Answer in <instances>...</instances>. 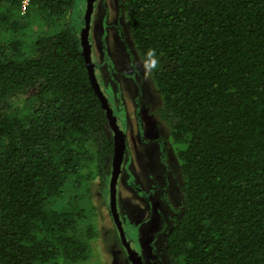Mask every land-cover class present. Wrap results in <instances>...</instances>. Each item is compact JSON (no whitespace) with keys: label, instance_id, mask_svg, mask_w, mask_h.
Returning <instances> with one entry per match:
<instances>
[{"label":"trees","instance_id":"trees-1","mask_svg":"<svg viewBox=\"0 0 264 264\" xmlns=\"http://www.w3.org/2000/svg\"><path fill=\"white\" fill-rule=\"evenodd\" d=\"M24 1L0 0V264H84L98 235L91 185L112 174L110 120L77 0L22 13ZM123 4L183 178L168 256L264 264V0Z\"/></svg>","mask_w":264,"mask_h":264},{"label":"rangeland","instance_id":"rangeland-1","mask_svg":"<svg viewBox=\"0 0 264 264\" xmlns=\"http://www.w3.org/2000/svg\"><path fill=\"white\" fill-rule=\"evenodd\" d=\"M123 1L96 0L90 34L98 72L114 91L115 105L125 108L128 151L118 183V210L135 252L144 256L146 264H173L166 250L165 225L159 220L165 216L175 219L178 208L184 205L183 178L172 149L167 151L161 146V140L170 144L167 126L156 112L162 100L146 62L133 44L130 27L120 10ZM77 4L82 12L86 11L87 0H77ZM36 15L31 17L34 21ZM120 69L128 77L136 76L141 88L135 86L134 79L121 76ZM103 89L112 96L111 89ZM108 183L97 177L91 185L98 235L84 264H130L111 213L109 189L104 193ZM91 215H95L94 210Z\"/></svg>","mask_w":264,"mask_h":264},{"label":"water","instance_id":"water-1","mask_svg":"<svg viewBox=\"0 0 264 264\" xmlns=\"http://www.w3.org/2000/svg\"><path fill=\"white\" fill-rule=\"evenodd\" d=\"M96 0H87V6L85 11V25L81 31V42L83 45V53L86 60L87 69L90 74L92 84L94 85L97 94L99 95L101 102L106 109L107 115L110 120V124L114 131V144H115V154L113 158V168L110 178L109 191H110V206L113 219L116 223V226L119 231V235L122 243L125 246V249L129 255L133 264H144L142 257L138 256L133 247L131 246L130 241L127 238L126 229L122 223L120 213L118 210V183L121 177L123 170V160L124 154L126 151V137L124 131L121 129L118 124L117 117L114 115L113 108L108 100L107 95L105 94L96 71V67L93 60V48L90 41L91 33V21L92 15L95 8Z\"/></svg>","mask_w":264,"mask_h":264},{"label":"flooded vegetation","instance_id":"flooded-vegetation-1","mask_svg":"<svg viewBox=\"0 0 264 264\" xmlns=\"http://www.w3.org/2000/svg\"><path fill=\"white\" fill-rule=\"evenodd\" d=\"M96 3V2H95ZM122 9V12H123V15H124V18H125V13H124V4H123V2L121 3V6H120V10ZM126 19V18H125ZM84 27V26H83ZM91 34V33H90ZM91 41V40H90ZM134 44V43H133ZM92 48H93V46H92ZM136 49V48H135ZM137 51V50H136ZM138 53V52H137ZM140 55V54H139ZM141 57V56H140ZM97 62V61H96ZM95 61H94V64H95V67H96V71H97V74H98V78H99V81H100V84H101V86H102V88L105 86L107 89L109 88V89H111L112 90V88L111 87H109V86H107V80L106 79H104L103 78V76L102 75H100L99 74V66H98V63H96ZM120 73H121V76H123V77H125V78H127V79H129V78H131L132 80L131 81H133V79L136 81V83H135V86L136 87H138V88H141V84H139V85H137V78H136V76H134L133 77V75L131 74V77H128V76H126V75H124L123 73H122V71H121V69H120V71H119ZM138 74V73H137ZM113 91V90H112ZM104 92H105V90H104ZM106 94V93H105ZM108 96V95H107ZM115 97V98H114ZM108 100H109V102H110V104H111V106H112V104H114V106H112V108H113V112H114V115L117 117V120H118V124L120 125V127H121V129L124 131V133H125V137H126V151H125V154H124V160H123V167H124V163H125V156H126V152L128 151V146H127V133H126V130H125V125H126V117H125V108H123V107H119V106H116L115 105V100H116V95L114 94V91H113V93H112V96H111V100H110V98L108 97ZM136 100V99H135ZM135 103H136V101H135ZM157 112V111H156ZM158 114V113H157ZM164 123V122H163ZM110 129H111V131H112V134H113V136H114V131H113V128H112V126H111V124H110ZM140 131H141V128H140ZM142 132V131H141ZM167 134H168V132H166ZM165 133V134H166ZM127 134V135H126ZM161 146H162V148L163 149H166L167 151H169L170 149H172V147H171V144H168L167 142H163L162 140H161ZM123 171L124 170H122V173H123ZM121 173V177L123 176V174ZM120 177V178H121ZM183 183V182H182ZM109 184H110V182H109ZM183 205V204H182ZM182 207V206H181ZM178 209H180V208H178ZM167 217V218H166ZM174 217V216H173ZM160 218V217H159ZM171 219V216H165V217H163L161 220H159V223H163L165 226H162V227H164V232H165V234L167 235V230L168 229H171L172 228V226H173V224H174V222H175V219L173 218V219H171V221H170V226H169V228H166L168 225H166V223H168V221ZM122 223H123V221H122ZM169 224V223H168ZM123 225H124V227H125V224L123 223ZM125 229H126V227H125ZM163 232V233H164ZM126 234L128 235V232H127V229H126ZM120 236V235H119ZM164 237H165V241H166V236L164 235ZM127 238H128V240L130 241V243H131V246L133 247V245H132V239H131V237H129V236H127ZM121 239V238H120ZM123 244V243H122ZM123 246H124V244H123ZM124 248H125V246H124ZM153 248L155 249V247L153 246ZM133 249L135 250L136 248L135 247H133ZM126 250V249H125ZM126 253H127V251H126ZM127 255H128V253H127ZM138 256H141V255H138ZM128 257H129V255H128ZM142 257V261H143V263L144 264H146L145 263V260H144V256L142 255L141 256ZM129 262H130V264H133L132 263V261H131V259L129 258Z\"/></svg>","mask_w":264,"mask_h":264},{"label":"built area","instance_id":"built-area-1","mask_svg":"<svg viewBox=\"0 0 264 264\" xmlns=\"http://www.w3.org/2000/svg\"><path fill=\"white\" fill-rule=\"evenodd\" d=\"M29 3V0H25L22 6V12L24 13L26 11L27 5Z\"/></svg>","mask_w":264,"mask_h":264},{"label":"clouds","instance_id":"clouds-1","mask_svg":"<svg viewBox=\"0 0 264 264\" xmlns=\"http://www.w3.org/2000/svg\"><path fill=\"white\" fill-rule=\"evenodd\" d=\"M23 13V12H22Z\"/></svg>","mask_w":264,"mask_h":264}]
</instances>
